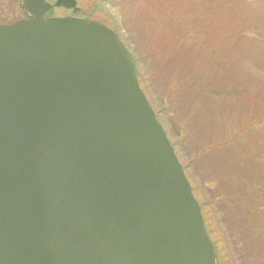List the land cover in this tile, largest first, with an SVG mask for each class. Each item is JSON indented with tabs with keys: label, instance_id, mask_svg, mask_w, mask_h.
I'll return each instance as SVG.
<instances>
[{
	"label": "water",
	"instance_id": "1",
	"mask_svg": "<svg viewBox=\"0 0 264 264\" xmlns=\"http://www.w3.org/2000/svg\"><path fill=\"white\" fill-rule=\"evenodd\" d=\"M48 6L0 25V264H216L123 41Z\"/></svg>",
	"mask_w": 264,
	"mask_h": 264
},
{
	"label": "rangeland",
	"instance_id": "2",
	"mask_svg": "<svg viewBox=\"0 0 264 264\" xmlns=\"http://www.w3.org/2000/svg\"><path fill=\"white\" fill-rule=\"evenodd\" d=\"M93 3L132 54L205 223L264 264V0ZM240 159L244 172L260 164L246 176Z\"/></svg>",
	"mask_w": 264,
	"mask_h": 264
},
{
	"label": "flooded vegetation",
	"instance_id": "3",
	"mask_svg": "<svg viewBox=\"0 0 264 264\" xmlns=\"http://www.w3.org/2000/svg\"><path fill=\"white\" fill-rule=\"evenodd\" d=\"M24 0H0V25H11L18 21L30 20L31 16L23 8ZM49 6L44 10L49 19L75 18L98 21L105 25V15L97 12L95 0H65L64 5L56 6L57 0H43ZM216 223H205L209 238L213 245L216 264H263L251 257H241L239 253L227 251L222 231ZM240 255V256H239Z\"/></svg>",
	"mask_w": 264,
	"mask_h": 264
},
{
	"label": "trees",
	"instance_id": "4",
	"mask_svg": "<svg viewBox=\"0 0 264 264\" xmlns=\"http://www.w3.org/2000/svg\"><path fill=\"white\" fill-rule=\"evenodd\" d=\"M240 162V163H239ZM239 163V167L243 170V172H244V169H243V166H244V162L240 159V160H238L237 162H236V165ZM259 164H260V162H257V163H254V164H247L246 163V165L245 166H247L246 167V171L244 172L245 173V175L247 176V174H252L254 171H256V167H258L259 166ZM239 167L237 166V169H239ZM246 176H245V179H246ZM195 190V189H194ZM257 200H258V202H259V204L260 203H263V201H262V198H260V195L258 194V196H257ZM255 210H256V208H255Z\"/></svg>",
	"mask_w": 264,
	"mask_h": 264
}]
</instances>
